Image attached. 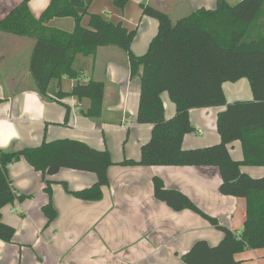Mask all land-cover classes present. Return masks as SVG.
<instances>
[{"label":"trees","instance_id":"trees-1","mask_svg":"<svg viewBox=\"0 0 264 264\" xmlns=\"http://www.w3.org/2000/svg\"><path fill=\"white\" fill-rule=\"evenodd\" d=\"M30 1L23 0L0 20V32L34 39L29 72L35 90L45 101L66 109L64 124H69L71 116L70 107L62 102L67 97L89 100L90 107L82 114L91 121H101L105 83L91 80L83 84V72L75 68V61L79 55L94 58L100 48L117 47L128 57L131 79L140 78L137 123L151 125L152 134L141 147L140 160L118 163L108 149L98 150L73 139L45 140L36 148L0 149V240L11 243L15 236V229L2 222L1 210L31 198L19 194L8 175L9 167L21 161L41 174L45 182L48 203L42 212L49 225L58 216L51 178L64 169L95 175L96 183L87 189L72 191L67 183L62 185L78 200L99 202L104 197L103 188L110 185L109 169L114 166L213 167L221 176V195L246 202L241 232L223 226L181 191L167 189L160 178L153 179L158 201L176 213H195L223 234L216 246L206 240L197 241L180 257L182 262L242 264L236 259L238 254L264 249V176L254 178L242 171L243 167H264V0H240L236 5L217 0L215 10L202 8L176 22L167 13L142 3L143 17L155 19L158 31L141 56L132 50L136 31H129L121 22L90 14L94 0H52L39 17L32 13ZM129 3L114 0L115 8L122 12ZM86 17L87 27L83 25ZM61 19L72 20L73 29L55 27L54 22ZM65 78L78 81L71 93L61 89ZM241 79L249 81L253 99L228 103L223 85ZM164 94L176 107L171 119L165 116ZM212 107L225 108L217 118L220 143L184 149L185 137L197 132L190 111ZM234 142L241 143V161L234 160L230 153L229 146Z\"/></svg>","mask_w":264,"mask_h":264},{"label":"crops","instance_id":"crops-1","mask_svg":"<svg viewBox=\"0 0 264 264\" xmlns=\"http://www.w3.org/2000/svg\"><path fill=\"white\" fill-rule=\"evenodd\" d=\"M22 1L0 0V20ZM51 1L31 0L30 7L35 16L39 17ZM142 3L167 13L172 20L173 12L182 16L202 8L215 10L217 6V0L212 3L213 7L204 5V0H130L122 12L115 8L114 0H94L89 13L101 15L114 23L121 22L129 31L141 24V36L132 45V50H135L140 37H145L147 45L158 31L155 19L143 17ZM96 4L101 6L96 7ZM86 18L89 23V17ZM72 23L66 24L68 31L73 29ZM8 39L11 38L0 33V66L4 64L3 70L0 69V102H4L0 104V123L5 114H15L17 126L13 134L0 125V149H7L13 142L16 144L13 148L22 149L39 147L45 140L73 139L98 150L108 149L117 163L124 159L140 160L141 147L149 142L152 126L137 123L141 83L137 77L139 88L135 89L131 100L132 79L127 55L119 50H104L112 48L103 47L96 57L91 59L79 55L75 61V68L83 72V84L91 80L103 82L104 77L111 81L109 87L104 81V116L98 124L105 125L102 120L109 122L113 119L116 124L110 128H98L94 121L82 114L90 107V101L67 97L62 102L70 107L71 116L69 124L63 125L67 113L63 106L44 101L33 82L23 86V79L30 75L29 52L24 62L25 72L21 74V64L11 60L19 47L6 46ZM14 42L21 43L17 39ZM101 57L105 58L102 69L99 65ZM77 82L63 79L62 91L71 93ZM119 84L123 86L119 88ZM223 89L228 103L253 99L247 79L225 83ZM162 99L166 119L173 118L176 107L173 110L167 94ZM131 103L134 113L129 116L127 110L130 111ZM224 109L191 110L190 120L197 130L195 135H198L186 136L184 149L219 144L221 138L217 132V118ZM115 113L116 117L106 119ZM116 130L132 132L137 146L127 144L120 153L119 143L123 142L116 140ZM229 149L234 160H243L240 142H234ZM242 171L254 178L264 176V167H243ZM8 175L19 194L31 198L24 202L16 201L1 210L2 222L15 229L11 243L0 240L1 264H184L180 257L197 241L206 240L212 246L218 245L223 239L220 231L195 213L188 210L176 213L154 197L155 177L160 178L167 189L187 195L203 212L235 232L242 231L246 220L245 200L221 195V176L219 170L213 167L114 166L109 169L110 185L103 188L104 197L99 202L78 200L69 195L62 185L67 183L72 191L87 189L96 183L95 175L64 169L51 178L55 182L53 204L58 216L50 225L42 212L48 198L41 174L21 161L9 167ZM236 259L242 264H264V249L246 251L238 254Z\"/></svg>","mask_w":264,"mask_h":264},{"label":"rangeland","instance_id":"rangeland-1","mask_svg":"<svg viewBox=\"0 0 264 264\" xmlns=\"http://www.w3.org/2000/svg\"><path fill=\"white\" fill-rule=\"evenodd\" d=\"M231 4H233V5H236L238 2H239V0H228ZM31 2V1H30ZM215 2V0H204V5H206L207 7H213V6H211V5H213L212 3H214ZM49 6V5H48ZM101 5H98V4H96V7H100ZM31 8V7H30ZM114 8V7H113ZM31 11H32V9H31ZM192 11H194V10H192ZM32 13H33V11H32ZM190 13V12H189ZM34 14V13H33ZM172 14H174V20H173V22H176V21H178L179 19H181V18H184V17H187L188 15H190V14H181L182 16H177V13L176 12H173ZM184 15V16H183ZM34 16H35V14H34ZM35 17H37V16H35ZM178 17H180V18H178ZM65 22H68V23H65ZM72 23V21L71 20H69V19H61V20H58V21H56V22H54V26L55 27H58V28H61V29H65V30H67V26H66V24H71ZM73 24V23H72ZM84 26L85 27H87L88 26V18H86V21L84 22ZM73 27H74V25H73ZM135 31H136V36H135V40H134V42H136L137 41V39H138V36L142 33V27H141V24H139V26H136L135 28ZM1 33V32H0ZM8 38H11V39H8V41H6V46H10V47H19V50H21V51H19L18 50V52L16 53V54H13L12 55V59L11 60H15V61H18V63L19 64H21V74H23L25 71H24V62H25V60H27V52H29V54H28V57H30L31 58V50H33L32 49V47H33V44H34V39H31V38H25V37H17V36H13V35H8V34H5ZM156 35V34H155ZM141 36V35H140ZM14 38H16L17 40H19V42H21V43H19V44H16L15 42L13 43V41H15L16 39H14ZM144 39H145V37L144 36H142V37H140V39H139V41L137 42V45H136V47H135V50H133V52H135L138 56H141V55H144L146 52H147V50H148V47H149V44H150V42H149V44H145L144 43ZM134 42H133V44H134ZM132 44V45H133ZM109 48H112V49H104V50H119V52H121L122 54H125V52L124 51H122L121 49H119V48H117V47H109ZM126 55V54H125ZM29 58V59H30ZM91 59H92V57H90ZM91 59H89V60H91ZM104 60H105V58L104 57H101V60H100V62H99V65H100V68L102 69L104 66H105V63H104ZM3 65V67H4V64H2ZM3 67L2 66H0V69L1 70H3ZM87 74V73H86ZM103 79V82L105 81L106 82V84H107V87H109V85H110V83H111V81L108 79V78H106V77H104V78H102ZM137 78H134V79H132V87H131V100H132V98H133V93H134V91H135V89L138 87L139 88V83L137 84ZM27 82H33V79H32V77L29 75L27 78H24L23 79V86L24 87H26L27 85H29ZM113 83V82H112ZM33 84H34V82H33ZM120 86H119V88H121L122 86H123V84H119ZM21 90V89H20ZM26 91H28V90H26ZM37 96V95H36ZM123 96H124V94H123ZM41 97V96H40ZM40 97H38V98H40ZM42 98V97H41ZM43 99V98H42ZM138 99H139V97H138ZM44 100V99H43ZM45 101V100H44ZM47 102H49V101H47ZM108 102H109V100H108ZM2 103H4V102H0V104H2ZM169 104L172 106V108H173V110L175 109V105L172 103V102H169ZM132 103H131V105H130V111L129 110H127L129 113V116L130 115H132L134 112V109L132 108ZM117 111V110H116ZM117 113H115V114H111V115H109L108 117H106V119H108V118H110V119H112V118H114V116L116 117L117 115H116ZM16 117V115L15 114H13V115H11V114H5L4 115V117H3V122H1L0 123V125H3V126H5V128L8 130V131H10V133H15L14 132V127L15 126H17V119L15 118ZM4 120H6V121H4ZM1 121V120H0ZM103 122H105L106 124L104 125V124H102V125H100V124H98V122H100L99 120L98 121H94L95 123H96V125H97V127L98 128H110V126L112 127V126H114L116 123H115V119H113V120H111V121H104V120H102ZM63 125H65L64 124V122H63ZM102 129H100V130H102ZM113 133V132H112ZM12 134V135H13ZM105 134H106V132H105ZM115 134L117 135L116 136V140L117 141H122L123 143L121 144V142L119 143V148H118V151L121 153L122 152V150L124 149V146L126 145L127 146V144H128V146H130L131 144H134L135 146H137V144H136V141L132 138L133 136H134V134L132 133V132H130V134H128L127 133V131H124V130H116V132H115ZM196 134V133H195ZM195 134H192V136H197V135H195ZM129 135V136H128ZM150 139V138H149ZM47 141V140H46ZM149 141V140H148ZM12 143V142H11ZM11 146H9L7 149H3V150H9V149H12L16 144H15V142H13L12 144H10ZM113 151H115L116 152V150L114 149ZM64 188V187H63Z\"/></svg>","mask_w":264,"mask_h":264}]
</instances>
